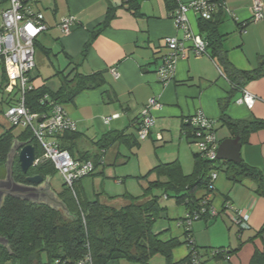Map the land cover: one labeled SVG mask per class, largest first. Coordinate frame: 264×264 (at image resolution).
Segmentation results:
<instances>
[{
    "label": "crops",
    "instance_id": "1",
    "mask_svg": "<svg viewBox=\"0 0 264 264\" xmlns=\"http://www.w3.org/2000/svg\"><path fill=\"white\" fill-rule=\"evenodd\" d=\"M192 1L134 0L132 6L139 7V15H136L129 4L123 5L122 0H110L116 8L115 17L94 37L83 57L86 44L106 21L108 0H37L36 9L43 13L48 30L38 39L37 53L40 56L33 74V87L37 89L45 86L57 91L62 86L64 75L71 73L74 76L75 72L84 75L104 73L105 84L101 88L83 91L73 103L63 105L77 127L76 135L67 142L68 146L73 147H69V152L74 157L103 155V150L98 148L96 142L107 133H125L138 141L137 120L152 98L161 102V107L152 111L155 126L149 137L144 141L139 140L137 150L119 142L112 145L108 151H104L106 166L109 158L113 165L118 164V160L125 157L123 149L126 147L136 151L135 156L140 159L141 156L152 158L148 165L152 162V167L147 166L145 169L148 172L161 163L178 161L183 173L190 175L193 169L186 171L184 167L192 166L195 152L191 148L193 140L187 139L184 126L198 110H202L209 119L227 130L228 134L223 140L237 137H233L231 130L223 124L221 117L224 111L233 121L264 120V20L252 21L254 0H221L226 11L219 34L223 38L222 49L231 67L236 72L251 73V76L259 70L260 75L249 81L234 80L238 76L227 73L221 61L212 56L211 50V56H197L188 47L186 57L177 63L173 79L166 84L157 80L162 57L167 53V40L181 39L183 36V32L176 29L171 19V12L179 4ZM261 1L264 3V0ZM69 16L76 18V25L69 35H64L60 30V22ZM188 19L192 30L202 36L199 18L190 12ZM242 25L244 31L240 29ZM112 70L119 74L118 78H115ZM1 74L2 67L0 79ZM239 87L247 89L258 98L252 108L237 103L242 97ZM113 116L117 117L109 124L104 123L105 118ZM216 132L218 137V129ZM148 140L152 141L155 148L161 147V143L170 147V152H164L166 161H162L157 154L156 159L153 158L155 155L149 154L151 142L143 145ZM223 140L219 139L221 142ZM240 141L242 161L264 174V129L253 131L244 141ZM175 146L177 151L172 149ZM158 160L160 163H157ZM98 172L104 174L105 168H100L96 174ZM141 172L140 166V174ZM229 176L226 173L220 178L217 174L212 196L213 206L218 210L219 216L231 212L233 217L235 210L249 215L248 227L242 232L237 228L238 238L232 239L228 246L201 247L206 248L205 255L204 252L201 253L203 264H249L255 250L263 247L261 239L251 241L264 228V197L256 193L257 182L248 177L232 182ZM116 178L112 186L125 185L127 194V181L121 183L120 178H124L123 176ZM41 188L45 186L38 189ZM49 192L60 202L50 185ZM110 194L112 193H107L112 197L121 196ZM203 195V192H199L197 197ZM185 214L186 211L183 216ZM169 219L168 214H161L153 232L161 234L164 240L180 238L183 241V231H179L182 229L178 220L175 225L177 230L166 222ZM192 231L195 232V239H198L199 230ZM239 247L229 259H211L208 255L211 249L223 248L230 251ZM188 252L186 245L175 249L174 262L186 259Z\"/></svg>",
    "mask_w": 264,
    "mask_h": 264
},
{
    "label": "trees",
    "instance_id": "2",
    "mask_svg": "<svg viewBox=\"0 0 264 264\" xmlns=\"http://www.w3.org/2000/svg\"><path fill=\"white\" fill-rule=\"evenodd\" d=\"M122 1L123 5L129 4L134 14L139 15V7L132 6L134 0ZM217 1L221 2V0ZM36 2L37 0L32 7L38 11ZM108 2L106 21L101 28H98V31H95V35L86 44L83 57L86 56L94 37L115 17L116 8L110 0ZM224 13L223 9H219L211 20H204L197 16L200 34L208 42V50L212 51V56L221 61L227 73L238 76L234 80L249 81L254 79L260 75L259 70L253 72L252 76L248 72H236L226 58L222 49L223 38L219 34ZM240 29L244 31L243 25ZM37 43L38 41L35 44L36 49ZM166 49L168 53L167 45ZM167 53L162 57V62ZM262 65H264V59ZM71 75V73L64 75L62 86L57 91L45 86L37 89L33 87L28 90L25 95V102L30 111L40 115L48 114L51 102L61 105L70 104L81 92L99 89L105 84L103 72L90 75L75 72L73 77ZM30 83L32 84V80ZM8 84L9 78L2 67L0 104H5L6 108L11 104L5 95V87ZM239 89L241 88L239 87ZM45 96H47V100L43 101ZM0 113L3 112L0 110ZM221 120L231 130L233 137L240 136L243 141L251 132L264 129V120L233 121L225 111ZM13 128L16 127L13 126L0 133V171L6 167L15 143L33 144L36 158L40 159L44 154L42 146L30 129L24 128L26 129L25 132L16 137L13 134ZM138 130L137 120V133ZM184 130L187 139L193 140V145L196 144L197 146L194 153L195 165L192 174L185 175L178 161L161 163L148 173V175L154 174L156 179L149 181L148 188L142 196L134 197L130 194H124L110 197L105 194H98L94 200L90 201L85 196L84 191L78 188L82 181L80 180L74 184L73 190L64 183L63 190L57 194V198L63 207H55L45 202L35 203L12 196L5 197L0 207V264H88L89 262L91 264H110L119 260L149 264L155 255L163 256L166 264H193L194 253L198 256L199 264H203L201 262V250L203 248L196 245L192 227L196 221L202 220L208 223L219 216L218 210L212 203L215 188L210 189L209 187L211 183L214 186L216 180L212 182V174L217 175L218 172L216 171L223 165L226 168V173L230 175L229 180L232 182H239L242 178H252L257 182L256 193L263 197L264 174L243 161L241 163L219 160L212 162L202 158L198 152L195 129L186 122ZM76 131L77 128L74 132H65L56 136V142L62 150L69 152L71 146H68L67 142L76 135ZM117 142L126 144L130 149L139 146V138L137 141L125 133L115 134L111 132L96 142L98 148L103 150V155L76 158L71 154L72 152L69 153L75 159L93 161L95 172L90 176H94L100 168L105 166L104 151H108ZM13 173L14 180L21 185H29L26 181L28 176L41 175L47 180L52 175L58 174L53 163L46 160L40 161L29 170L28 174H24L17 158L13 165ZM199 192L204 193L200 198L197 197ZM163 197L174 198L177 204L185 207V216L178 219V225L183 231V241L180 238L164 240L161 234L153 232L161 214L166 211V208L160 204ZM119 199H123L120 206L117 205ZM225 206L224 204L223 210H225ZM211 209L217 212L216 216L210 214ZM195 211L199 214V219L194 220L189 226L187 221L190 218L193 219L192 214ZM237 211L234 212L233 216L235 225ZM243 230V228H239V232ZM258 238L262 240L263 247L255 250L249 264H264V228L251 241ZM182 245L188 247V256L180 262H174L173 251ZM240 247L230 251L223 248L216 249L214 250V257L229 259L231 254H235Z\"/></svg>",
    "mask_w": 264,
    "mask_h": 264
},
{
    "label": "built area",
    "instance_id": "3",
    "mask_svg": "<svg viewBox=\"0 0 264 264\" xmlns=\"http://www.w3.org/2000/svg\"><path fill=\"white\" fill-rule=\"evenodd\" d=\"M35 1L0 0V67L5 69L9 78L5 93L6 98L11 102L7 106L4 117L10 125L30 129L33 132L44 151L41 159L36 158V165L40 160L52 162L63 182L73 190L75 183L95 172L93 161L75 159L69 152L62 150L56 142V136L76 130L75 121L67 115L61 104L51 102L50 112L40 115L32 113L25 102L26 92L33 88L30 81L37 67L35 44L48 29L43 13L32 7ZM219 9L226 11L223 3L217 0H193L188 4H179L171 12L170 17L176 29L183 32V36L181 39L169 38L167 40L169 51L157 71V78L162 84L173 79L177 63L181 58L186 57L185 52L188 47L197 56H210L208 42L192 30L188 14L192 12L201 19L211 20ZM252 12L254 22L264 20V3L261 0H254ZM75 25L76 18L69 16L61 20L60 30L64 35H69ZM112 73L115 78H118L119 74L115 70H112ZM240 90L242 97L237 103L252 108L258 98L247 89L241 88ZM44 100H47V96ZM160 107L161 102L152 98L143 109L138 120L140 141L149 137L155 126L152 111ZM115 117L117 116L105 118L104 123L109 124ZM187 123L195 129L199 155L208 161H217L220 141L217 137L215 122L209 119L202 110H198L187 120ZM216 176L212 174V182ZM209 187L213 189V183ZM210 214L216 216L217 212L211 209ZM192 215L193 219L190 218L187 221L189 226L194 220L199 219L196 211ZM235 217L237 227L243 229L248 227L249 215L237 211ZM192 263L199 264L196 253L193 254Z\"/></svg>",
    "mask_w": 264,
    "mask_h": 264
},
{
    "label": "rangeland",
    "instance_id": "4",
    "mask_svg": "<svg viewBox=\"0 0 264 264\" xmlns=\"http://www.w3.org/2000/svg\"><path fill=\"white\" fill-rule=\"evenodd\" d=\"M39 53H36V64L39 62ZM1 71V67H0ZM6 105L0 104V110L3 112L0 113V133L5 129L12 128L13 126L10 125L7 120L4 117V113L6 111ZM2 126V127H1ZM216 129H218V137L220 140H223L224 137L228 134L226 129H223L220 127V125L216 124ZM26 129L21 127L13 128V134L18 137L21 134L25 132ZM150 149L149 154L159 156L162 161H166V156H164V152H170L171 149L168 147V145L161 143V147L155 148L151 140H148L143 143H150ZM19 144V143H18ZM170 146V145H169ZM193 152H196V146H191ZM173 150L177 151V148L175 146L172 147ZM134 150H137V147H135ZM123 156L118 160V164L113 165V163L110 161L107 166L105 165V172L104 174H100L102 172H98L94 176H90L87 178H84L80 183L78 188L82 189L84 191L85 196L88 200L92 201L94 200L98 194H105L112 193L110 195H124L126 194L125 185H122V187H113L112 184L115 182L116 176H123L124 178H120L121 183L127 181V194H130L134 197L142 196L145 193V190L148 188L149 181H154L156 179V176L148 175L149 170H145L146 167L149 165L152 158H144L141 156L142 159H140L139 156H135L136 151H132L129 148L124 147L123 149ZM39 159V158H37ZM41 159V157H40ZM174 159V158H171ZM193 163L192 166L184 167L186 171L189 169L194 170V157H193ZM43 161V160H40ZM173 161V160H170ZM111 163V164H110ZM157 163H160L158 160ZM106 164V161H105ZM151 164L148 167H152ZM7 166V165H6ZM140 166H141V174H140ZM222 167L219 168L216 172H218L219 177L225 176L226 174V168L221 165ZM99 171V170H98ZM143 173V174H142ZM127 175V176H126ZM7 167H3L0 171V181H7ZM110 178V179H108ZM111 182V183H110ZM47 183L50 185L51 189L55 193H60L64 188V182L59 174H54L50 178L47 179ZM114 186H116L114 184ZM107 187V190L106 188ZM157 192V191H155ZM112 197V196H110ZM116 203V202H115ZM123 203V199H119L117 201V205L120 206ZM161 206L166 208L165 213L168 214L169 220H166V222H169L171 225H173V228H176V221L180 219L181 215L183 216L185 207L183 205H179L176 203V199L171 198L167 199L166 197H163L160 202ZM218 208V207H217ZM221 211V210H219ZM233 213H222L216 220L211 221V224H207L204 221H196L193 224L192 229L199 230V234L197 233L198 239H195L196 245L198 247H209L212 248V246L208 245H214V247H219L220 245L228 246L230 241L232 239H237L238 234L236 233L237 226L233 222ZM177 229V228H176ZM176 229H174L176 231ZM178 230V229H177ZM238 230V229H237ZM180 233H182V230H179ZM177 232V231H176ZM182 235V234H181ZM195 235V232H194ZM219 245V246H218ZM202 252H206V248H203L201 250ZM208 255L211 257V259H214V249H211L208 251ZM207 256V254H206ZM209 263V262H208ZM110 264H139V263H132L127 260H119L111 262ZM149 264H166L165 259L161 255H155L151 260Z\"/></svg>",
    "mask_w": 264,
    "mask_h": 264
},
{
    "label": "water",
    "instance_id": "5",
    "mask_svg": "<svg viewBox=\"0 0 264 264\" xmlns=\"http://www.w3.org/2000/svg\"><path fill=\"white\" fill-rule=\"evenodd\" d=\"M240 137L223 140L218 148L217 159L232 163H241V141ZM18 159L21 170L28 174L29 170L36 165V152L33 144L15 143L9 155L7 163V181H0V207L5 197L12 196L29 200L35 203L45 202L55 207H63L61 202L54 199L53 193L49 192V184L41 175L28 176L26 181L29 185L17 184L14 180L13 165ZM48 184V185H47ZM42 185L45 188L38 189Z\"/></svg>",
    "mask_w": 264,
    "mask_h": 264
}]
</instances>
